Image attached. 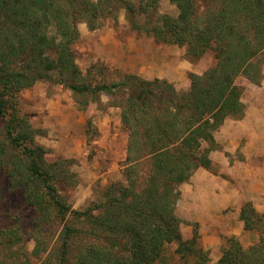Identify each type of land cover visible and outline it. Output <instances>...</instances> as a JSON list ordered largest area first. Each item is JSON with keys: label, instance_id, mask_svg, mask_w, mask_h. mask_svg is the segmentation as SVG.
I'll return each instance as SVG.
<instances>
[{"label": "trees", "instance_id": "trees-1", "mask_svg": "<svg viewBox=\"0 0 264 264\" xmlns=\"http://www.w3.org/2000/svg\"><path fill=\"white\" fill-rule=\"evenodd\" d=\"M170 2L178 7L177 17L159 13V0H0V118H6L11 99L38 80L63 85L81 97L80 106L104 92L126 94L120 113L128 134L126 183H109L83 210H73L58 192L56 182L68 173L44 165L46 151L34 147V131L23 117L13 112L0 132V171L11 191H21L38 225L61 223L54 264H71L74 248L73 264H155L166 245L175 243L181 254L199 236L195 226L191 238L182 237L179 187L197 168L210 167L214 133L224 120L244 114L236 78L256 84L263 79L256 58L264 50V0ZM120 9L134 30L185 46L191 60L211 50L215 65L201 76L190 73V87L182 92L165 79L134 74L110 84L86 82L73 49L78 25L98 29ZM10 148L19 153L9 157ZM240 219L257 239L244 245L227 237L215 264H264V214L246 203ZM20 240L16 229L0 228V250L22 256Z\"/></svg>", "mask_w": 264, "mask_h": 264}, {"label": "rangeland", "instance_id": "rangeland-1", "mask_svg": "<svg viewBox=\"0 0 264 264\" xmlns=\"http://www.w3.org/2000/svg\"><path fill=\"white\" fill-rule=\"evenodd\" d=\"M158 12L177 17L179 10L170 0H159ZM142 18L138 15L139 20ZM79 24H83L80 38L73 49L86 82L110 84L134 74L146 80L165 79L182 92L190 87V73L201 76L216 63L211 50L191 60L185 55V46L157 42L151 35L134 30L124 9L118 11L116 19H106L95 30H89L85 22ZM256 59L262 66V81L252 83L244 76L235 81L242 89L243 104L252 101L254 94L264 95V50ZM80 98L63 85L38 80L32 87L18 92L10 101L6 118H0L2 132L13 112L23 117L34 131V147L41 146L46 151L42 157L44 165L53 172L68 173L64 175L66 180H59L56 186L73 210H83L91 201L99 199L109 183H126L130 167L126 160L128 134L120 118L125 92L122 89L114 95L104 92L99 100L90 101L86 106L78 104ZM14 153L15 149L10 148L8 156ZM37 216L19 189L11 191L5 173L0 171V228L17 230L21 239L18 253L22 254L2 249L0 259H11L9 264H22L25 260L28 264L55 263L61 223L57 220L38 225ZM66 219L70 220L71 214L67 213ZM76 225L82 226L78 222ZM257 237V232L249 230L244 241L248 244ZM176 247L175 243L166 245L155 264H201L203 261L212 264L214 259L204 249L200 235L181 254L176 252ZM35 248H38L36 253ZM77 249L70 252L71 264Z\"/></svg>", "mask_w": 264, "mask_h": 264}, {"label": "crops", "instance_id": "crops-1", "mask_svg": "<svg viewBox=\"0 0 264 264\" xmlns=\"http://www.w3.org/2000/svg\"><path fill=\"white\" fill-rule=\"evenodd\" d=\"M252 99L244 103L242 117H227L214 133L210 167L197 168L179 187L176 215L181 233L188 239L197 226L204 249L214 257L212 264L227 237L246 244L248 231L240 219L244 204L264 214V95Z\"/></svg>", "mask_w": 264, "mask_h": 264}]
</instances>
